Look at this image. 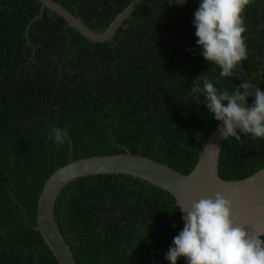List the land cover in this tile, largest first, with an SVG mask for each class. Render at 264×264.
I'll return each instance as SVG.
<instances>
[{"label": "trees", "instance_id": "16d2710c", "mask_svg": "<svg viewBox=\"0 0 264 264\" xmlns=\"http://www.w3.org/2000/svg\"><path fill=\"white\" fill-rule=\"evenodd\" d=\"M55 1L104 33L133 0ZM200 2L143 0L112 39L94 42L49 8L37 18L40 0H0V264H60L36 226L46 182L71 161L130 150L192 172L219 124L192 92L197 78L230 92L242 84L200 55ZM243 16L244 64L264 89V0ZM50 126L67 128L69 142L53 144ZM262 169L264 139L225 141L221 177ZM177 205L148 180L107 173L66 185L55 212L77 264H170L184 227Z\"/></svg>", "mask_w": 264, "mask_h": 264}, {"label": "clouds", "instance_id": "9594fccd", "mask_svg": "<svg viewBox=\"0 0 264 264\" xmlns=\"http://www.w3.org/2000/svg\"><path fill=\"white\" fill-rule=\"evenodd\" d=\"M188 0H168L183 6ZM250 0H201L194 13L193 26L200 55L220 68V77H230L247 58L246 27L243 13ZM201 76L192 87L210 117L219 122L221 138L264 139V89L257 88L254 98L250 83L234 91L220 90ZM219 81H217L218 83ZM48 139L57 147L69 142L67 128L49 127ZM184 213V227L173 238L165 258L170 264H264V232L252 234L236 222L233 201L217 192L213 197L194 201L190 207L177 205Z\"/></svg>", "mask_w": 264, "mask_h": 264}, {"label": "water", "instance_id": "95a60500", "mask_svg": "<svg viewBox=\"0 0 264 264\" xmlns=\"http://www.w3.org/2000/svg\"><path fill=\"white\" fill-rule=\"evenodd\" d=\"M41 17L46 8L64 17L70 26L94 42L112 39L125 21L138 9L143 0H133L104 33L90 28L80 17L55 0H40ZM242 83L253 85L251 91L262 89L248 73L244 61L235 70ZM219 124L211 133L199 160L191 173L185 174L163 162L125 153L98 155L71 161L54 172L46 182L39 200L38 225L60 264H77L71 245L67 242L56 218V203L64 187L76 178L107 173L129 174L150 181L171 192L177 203L190 207L194 201L213 197L217 192L233 201L236 222L252 234L264 232V169L244 179L228 180L219 173L220 154L227 139L221 138ZM182 217L184 213L180 209ZM184 224V221H183ZM183 264H187L183 258Z\"/></svg>", "mask_w": 264, "mask_h": 264}]
</instances>
